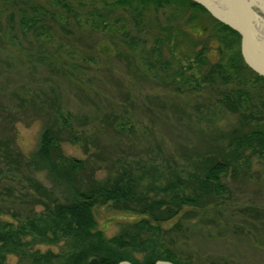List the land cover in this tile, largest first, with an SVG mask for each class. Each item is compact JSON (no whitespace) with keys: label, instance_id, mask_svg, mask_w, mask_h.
I'll return each mask as SVG.
<instances>
[{"label":"rangeland","instance_id":"obj_1","mask_svg":"<svg viewBox=\"0 0 264 264\" xmlns=\"http://www.w3.org/2000/svg\"><path fill=\"white\" fill-rule=\"evenodd\" d=\"M57 1L0 0V221L66 203L72 191L110 185L122 173L185 176L225 155L231 133L245 129L218 102L225 88L189 90L146 71L140 49L122 42L129 18L123 9L113 13L121 18L115 35L82 25ZM66 1L79 11V0ZM34 7L42 22L26 27ZM137 7L147 11L145 24L172 11ZM195 14L190 19L185 12L182 29L206 45L209 66L223 64L227 51L214 36L218 27L209 14ZM47 128L60 136L63 156L83 163L70 183L37 155ZM221 180L225 195L159 222L164 243L183 264H264V162L252 158ZM138 207L99 202L92 208L97 229L107 239L132 232L133 223L150 219ZM34 249L57 252L59 246ZM16 260L10 255L6 263Z\"/></svg>","mask_w":264,"mask_h":264},{"label":"trees","instance_id":"obj_2","mask_svg":"<svg viewBox=\"0 0 264 264\" xmlns=\"http://www.w3.org/2000/svg\"><path fill=\"white\" fill-rule=\"evenodd\" d=\"M57 2L82 25L104 32L111 28L109 32L115 35L113 28L117 31L121 18L113 13L117 8L123 9L129 18L128 25L121 26L122 42L129 48L140 49L139 57L146 71L189 90L216 85L225 88L218 102L226 110L237 113L245 129L231 133L225 155L203 163L196 173L185 176H164L156 170L138 176L122 173L110 185L72 191L66 203L55 202L15 222L0 221V264H7L10 255L17 258L15 264H119L122 261L183 264L164 243L166 230L159 222L172 220L184 206L201 205L208 197L225 195L227 187L222 177L248 165L252 158L264 162V77L244 63L239 35L190 0H79L77 12L66 0ZM138 5H152L157 13L166 7L172 11L162 20L156 17L145 24L147 11ZM197 9L209 14L218 27L214 36L227 51L223 64L209 66L206 45L182 29L181 17L190 11L193 14L190 19H194ZM36 11L38 8L34 7V14L25 17L24 26L36 27L42 22ZM60 142L57 132L43 130L37 155L52 173L70 183L83 163L63 156ZM99 202H113L125 209L129 202H136L139 211L148 214L151 221H137L131 226L132 232L107 239L97 229L92 212ZM157 211L160 218L155 215ZM41 244L59 246V250L34 249Z\"/></svg>","mask_w":264,"mask_h":264},{"label":"water","instance_id":"obj_3","mask_svg":"<svg viewBox=\"0 0 264 264\" xmlns=\"http://www.w3.org/2000/svg\"><path fill=\"white\" fill-rule=\"evenodd\" d=\"M190 1L202 6L215 20L239 35L240 53L244 63L257 75L264 77V27L259 25V17L251 6L252 0ZM256 1L264 7V0ZM119 264L131 263L122 261ZM155 264L173 263L157 261Z\"/></svg>","mask_w":264,"mask_h":264},{"label":"bare ground","instance_id":"obj_4","mask_svg":"<svg viewBox=\"0 0 264 264\" xmlns=\"http://www.w3.org/2000/svg\"><path fill=\"white\" fill-rule=\"evenodd\" d=\"M251 6L253 7L255 14L259 17V25L264 27V7L256 0H252ZM260 13H262L263 15Z\"/></svg>","mask_w":264,"mask_h":264}]
</instances>
